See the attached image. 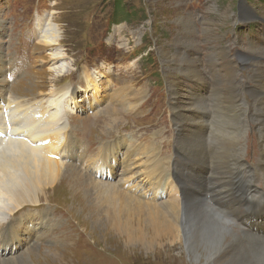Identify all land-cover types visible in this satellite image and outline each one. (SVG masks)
I'll return each mask as SVG.
<instances>
[{"label": "rangeland", "instance_id": "rangeland-1", "mask_svg": "<svg viewBox=\"0 0 264 264\" xmlns=\"http://www.w3.org/2000/svg\"><path fill=\"white\" fill-rule=\"evenodd\" d=\"M237 1L125 0L128 10L140 8V13L120 15L127 22L111 25L113 0H0V106L10 98L15 105L43 101L47 107L65 89L67 107L61 111L66 112L57 126L74 134L53 158L66 167L59 180L42 187L36 204L0 215V226L14 223L6 234L0 227V240L12 241L10 249L0 251V264H206L189 255L181 230L163 234L149 248L130 246L109 219V202L94 194L88 204L85 190L96 189V182L87 175L100 179L94 161L101 138L120 151H108L105 168L116 173L105 184L131 178L144 188L133 190L131 198L138 201L149 192L143 201L162 210L168 201L153 196L157 185L148 157L132 154V145L154 142L177 188L173 201L180 212L203 210L228 222L227 246L216 264H264V168H259L264 167V77L256 73L264 74V0H241L239 9ZM245 2L263 20L240 18ZM48 19L60 32L58 45L40 42L44 28L37 23ZM54 51L61 57L52 56ZM229 60L238 73L230 74ZM84 71L90 74L88 83ZM112 93L127 100L125 110L113 104ZM196 97L200 111L191 108ZM240 128L244 131L236 140ZM118 136L130 140L114 144L111 139ZM73 166L81 174L75 179ZM189 171L193 183L186 196L174 176Z\"/></svg>", "mask_w": 264, "mask_h": 264}, {"label": "bare ground", "instance_id": "bare-ground-1", "mask_svg": "<svg viewBox=\"0 0 264 264\" xmlns=\"http://www.w3.org/2000/svg\"><path fill=\"white\" fill-rule=\"evenodd\" d=\"M37 19L41 20L39 17H37ZM44 21L45 22L42 25L41 22L37 23L38 25H40V27L43 26L44 28L42 29L41 27L42 35L40 36L41 38L40 42L46 46L58 45L61 40L59 37L60 35L59 30H56V26L53 25L51 20L48 19ZM252 49H255V47L254 48L252 47ZM54 52L52 56L57 57V59L61 57L60 56L61 52L59 51L56 53ZM54 61H56V59ZM229 65L231 67L230 69L231 75L238 73L236 72L237 70L233 66L232 61L229 62ZM84 73L85 74L83 75L84 76L83 79L84 80L87 79L86 83H88L89 78L87 77H89L90 74L87 73L86 71H84ZM257 74L261 77H264V74L258 71ZM199 75H200L199 73H196L195 79H198ZM96 88L98 91L99 88L97 85H95L92 88L94 90L93 92H95ZM64 91L65 89L62 90L61 91L62 94L57 97L53 95L48 100L47 107H45L43 101L36 102L35 104L32 105L31 104L15 105L13 103L8 102L10 98L4 99L3 103H1L2 106H0V131L2 132L6 131V133L5 136L3 134H0L1 135L0 139H4V141L0 142V215L3 212L8 214L9 212L13 211L14 208L16 207L20 208L23 204H29V203L36 204L39 201L38 192L41 191L42 187L43 188L48 187L49 184L53 186L60 178L61 168L66 169V167L63 166L64 163L60 164L59 161H55L53 159L54 157H56L57 152L61 149L60 148L61 144H66L71 138V136L72 137L74 136L71 127H70L71 135H68L65 126H63L62 124L60 126H57V123L61 118V114H63L64 111L66 112V109L61 111L64 107L65 108L67 107L63 103L62 97L69 92H64ZM97 91L95 92L96 94H98ZM262 93L264 99V91H262ZM113 94L114 93H112V95ZM85 97L89 99L88 95H86ZM73 99H76L74 95L71 97V100ZM74 101L78 102L81 101V99H77ZM112 102L113 104L116 103V105L121 107V109L117 108L118 110H125L127 100L124 97L121 100H119L118 93L113 95ZM261 104L264 106V100L261 101ZM94 105L97 106L98 102L96 101L92 105V107ZM199 106H200V98L196 97L194 102L191 103V108L198 111ZM118 110L112 109L111 111L118 112ZM51 115H53V119L51 118ZM107 117H109V115ZM112 122L115 123L116 120H113ZM212 126L214 127L213 124ZM119 130H120L119 135H121L123 131L121 129ZM242 130L243 128H240V130L239 129L235 130L239 132V134L235 136L236 140L238 137L241 136ZM262 130L263 131L261 133L263 138L262 146H263V157H264V127ZM214 132L215 130L213 131V133ZM220 132L223 131L220 130ZM64 134H67L66 137L67 141H64L65 143H63L62 140V135ZM120 137L121 136H118V138H112L111 140H117L114 144L118 142L120 143L127 141L129 142L130 140V138L129 139L126 138L124 141L123 140L120 141ZM105 142L106 141L104 140V138H101L98 142L95 143L100 148V152L96 156V158L97 157L98 158L97 160L95 158L94 161V164L96 166L95 168L98 169V171L100 172V179L93 178L92 175L90 174L87 175L90 181L91 179H93L95 180L94 182H96L94 183V187H96V189L93 190L87 188L85 190L86 200L88 204L89 203L92 204L94 194L96 195V198L99 201L107 200V202H109V207L111 208L109 209L111 210L110 212L111 218L109 217L108 218L111 221L113 220L115 221L120 232L122 233V235H124L123 237H125L130 243V246H132L133 244L135 245L140 244L143 245L145 248H149L151 247V245H154L156 240L161 241L163 234L165 233L171 234L172 229L175 233L178 231V234H180V230H181L182 236L184 237L183 240L184 247L186 248L189 255L192 256V258H194L196 261L200 263L202 260H204L206 264H216L218 262L216 260L222 256L221 254L224 252L227 246L226 231L229 230L227 224L228 222L220 218L214 220L212 216L208 215V213L204 212L203 210H198L195 212L193 211L186 214L180 212L176 203L173 201L174 197L176 196L177 188L169 180V174L166 173L165 171V164L161 159L158 158V156H156L158 153H157V146L154 145V142L153 143L150 142L148 144H142L141 147H137V148H135V146L132 145L133 147L132 154L137 156L138 153H144V155L148 157L149 164H151L152 167L151 170H153V172L155 173L154 180L157 185V189L155 188L156 191L153 192V196L155 194L159 196L161 195V198H164L168 201V203L164 207L162 206L163 207L162 210L158 209L157 206L151 204V202L148 203L141 199L138 201L132 199L133 198L132 191L133 190L136 191L138 189V185L135 181H131V178L124 179L122 182L120 180L121 183L119 182V184L118 183L105 184V181H107L109 178H112L113 175L116 173L114 170L113 171L109 170L108 167L105 168V166H107L105 165V163L108 161L109 158V156L107 155L108 151H111V149H113V151L111 152L112 155H116L120 153L118 145L117 148H113L111 146L105 145ZM164 143L165 142H162L161 145H163ZM178 145H181V141H179ZM74 146L75 143L73 144V142L68 144V147L70 149H73L72 147ZM109 163L110 166L114 168V166L112 165V160ZM99 165L101 167H99ZM179 166L181 165L179 164ZM74 167L75 166L71 168V170H73L74 172V176L72 177V179H75V176L81 175L80 172H77L78 168L76 167L74 168ZM259 168H264V167L259 166ZM177 177L181 185L186 188L184 190L181 189V193L188 196V190H189L188 185H191L193 183L191 172L189 171L182 173L181 176L179 175ZM75 184H78V186L83 185L82 181L81 183L75 182ZM142 190H144V188H142ZM123 191H128V195L127 194L125 195L126 197L121 196L123 194L122 193ZM148 193L147 192L143 193V197H146V195L150 194ZM151 200L152 199H150V201ZM199 200L203 201L202 198ZM101 220L103 221V223H106L105 218H103V216ZM0 224L3 223L0 222ZM261 224H259V227H261ZM5 226L2 227L1 225L0 227H2V231L6 234L12 229L14 223L8 225L7 227ZM172 234L174 233L172 232ZM176 237L179 239L178 235ZM5 242L8 243H6L5 247H3ZM9 242L12 243V241L11 240L9 241L7 238H3L2 240H0L1 243L0 251L7 250V248L10 249L11 244ZM226 263L242 264V263H236L234 261H226Z\"/></svg>", "mask_w": 264, "mask_h": 264}, {"label": "trees", "instance_id": "trees-1", "mask_svg": "<svg viewBox=\"0 0 264 264\" xmlns=\"http://www.w3.org/2000/svg\"><path fill=\"white\" fill-rule=\"evenodd\" d=\"M125 0H113V12H112V15H111V22L112 24H120L122 22H127L126 20H123L122 18L120 19V15L122 17H126L128 14L130 17H135L136 13H140V8H134L132 7L131 10H128L126 5H125ZM142 8V7H141ZM109 22V23H111ZM111 24V25H112ZM144 49H139L138 50V54H142L144 53ZM148 60H151L152 58L151 57H147Z\"/></svg>", "mask_w": 264, "mask_h": 264}]
</instances>
